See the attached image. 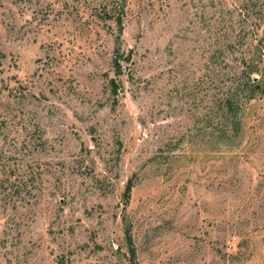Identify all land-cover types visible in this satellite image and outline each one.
Returning a JSON list of instances; mask_svg holds the SVG:
<instances>
[{"label":"rangeland","instance_id":"374dc122","mask_svg":"<svg viewBox=\"0 0 264 264\" xmlns=\"http://www.w3.org/2000/svg\"><path fill=\"white\" fill-rule=\"evenodd\" d=\"M126 228L264 264V0H0V264H130Z\"/></svg>","mask_w":264,"mask_h":264},{"label":"trees","instance_id":"16d2710c","mask_svg":"<svg viewBox=\"0 0 264 264\" xmlns=\"http://www.w3.org/2000/svg\"><path fill=\"white\" fill-rule=\"evenodd\" d=\"M123 19H122V16L121 14H118L116 16V23H117V26H118V31L121 32V30L123 29ZM130 57V55H129ZM128 57V58H129ZM114 65H115V69H116V73L117 74H120L122 73L121 71V66L119 65V62L117 60V58L114 60ZM256 68V65L255 67L253 68L252 66L250 67V70L251 71H254ZM249 79V84L250 86L252 85L251 89L249 90V96L248 97H252L254 94H253V89L252 88H255V87H259V83L258 81H255L254 79L252 78H248ZM109 83H110V89L112 91V94H117L118 91H119V84L117 83V81H115V79L111 78L109 80ZM133 186V182H132V179H129L126 186H125V189H124V192H123V196H124V201L127 203L128 200H129V197H130V192H131V188ZM125 239H126V243H127V246H128V251H129V261H130V264H136V252H135V247L133 245V241H132V237H131V234H130V231L128 228H126L125 230Z\"/></svg>","mask_w":264,"mask_h":264}]
</instances>
